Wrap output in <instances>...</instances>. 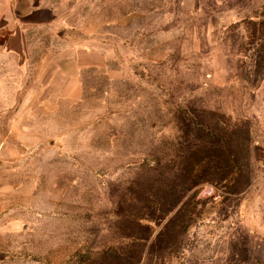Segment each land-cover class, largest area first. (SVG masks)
Masks as SVG:
<instances>
[{
	"label": "rangeland",
	"instance_id": "rangeland-1",
	"mask_svg": "<svg viewBox=\"0 0 264 264\" xmlns=\"http://www.w3.org/2000/svg\"><path fill=\"white\" fill-rule=\"evenodd\" d=\"M47 1L21 97L107 73L1 123L0 264H264V0Z\"/></svg>",
	"mask_w": 264,
	"mask_h": 264
},
{
	"label": "crops",
	"instance_id": "crops-1",
	"mask_svg": "<svg viewBox=\"0 0 264 264\" xmlns=\"http://www.w3.org/2000/svg\"><path fill=\"white\" fill-rule=\"evenodd\" d=\"M48 2L47 0H0V74L2 73L0 125L5 118L10 119L13 114V123L9 121L11 133L16 131L17 113L46 117L49 113L62 110L65 105L78 104L83 98L84 73L88 71L107 73L105 54L77 49L71 54L65 67L62 66L60 70L52 69L53 73L49 78L47 76L45 78L44 75L53 59H45L38 79L40 82L38 90L34 94L21 97V81L17 80V73H20V69L26 65V56L29 55L27 41L37 29L59 18L53 9L54 6ZM3 72L9 73L7 78ZM26 134L23 132L19 135Z\"/></svg>",
	"mask_w": 264,
	"mask_h": 264
}]
</instances>
